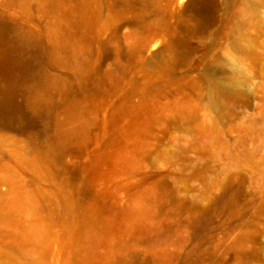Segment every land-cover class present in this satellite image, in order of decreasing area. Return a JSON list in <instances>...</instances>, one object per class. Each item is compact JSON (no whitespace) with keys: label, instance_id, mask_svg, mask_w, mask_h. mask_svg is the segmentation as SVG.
Here are the masks:
<instances>
[{"label":"rangeland","instance_id":"obj_1","mask_svg":"<svg viewBox=\"0 0 264 264\" xmlns=\"http://www.w3.org/2000/svg\"><path fill=\"white\" fill-rule=\"evenodd\" d=\"M0 264H264V0H0Z\"/></svg>","mask_w":264,"mask_h":264}]
</instances>
